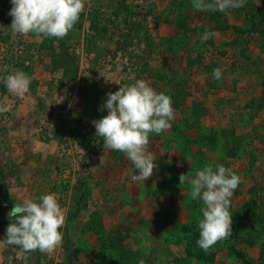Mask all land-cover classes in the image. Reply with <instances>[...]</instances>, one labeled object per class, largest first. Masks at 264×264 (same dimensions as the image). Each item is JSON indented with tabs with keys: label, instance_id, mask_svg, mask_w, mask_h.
<instances>
[{
	"label": "rangeland",
	"instance_id": "obj_1",
	"mask_svg": "<svg viewBox=\"0 0 264 264\" xmlns=\"http://www.w3.org/2000/svg\"><path fill=\"white\" fill-rule=\"evenodd\" d=\"M11 7L0 0V264H110L108 249L95 257V232L120 242L125 264H262L231 236L209 248L210 262L178 236L202 218L190 183L207 164L239 175L233 209L253 200L252 222L264 215V0L226 13L192 0H86L63 38L14 33ZM205 31L214 35L201 42ZM16 70L31 77L23 96L3 80ZM137 79L174 108L171 127L150 134L156 167L144 182L131 180L123 153L104 149L93 123L107 114L106 94ZM49 192L66 217L61 245L49 254L6 244L15 203Z\"/></svg>",
	"mask_w": 264,
	"mask_h": 264
},
{
	"label": "clouds",
	"instance_id": "obj_2",
	"mask_svg": "<svg viewBox=\"0 0 264 264\" xmlns=\"http://www.w3.org/2000/svg\"><path fill=\"white\" fill-rule=\"evenodd\" d=\"M10 2L12 31L21 35L34 33L44 38L65 37L78 22L86 4V0ZM246 3L247 0H192V7L198 11L226 13L229 9L244 7ZM213 35L209 31L203 32L201 42ZM212 78L216 81L222 79L220 68L213 69ZM3 80L7 90L18 96L26 94L31 84V77L23 70L7 74ZM106 96L100 110L107 109V114L93 122L95 134L102 138L104 149L119 151L132 163L133 182H144L156 167V157L148 149L150 134H160L171 127L170 121L174 119L172 98L164 92H157L143 79L121 86ZM185 179V175L180 176L181 183ZM239 183V175L223 164L215 167L207 164L191 179L190 197L202 202L196 244L205 252L232 234L230 198ZM8 216L12 219L3 238L6 244L19 246L24 252L39 249L49 254L61 245L63 233L60 229L66 217L55 193L23 198L15 203Z\"/></svg>",
	"mask_w": 264,
	"mask_h": 264
},
{
	"label": "trees",
	"instance_id": "obj_3",
	"mask_svg": "<svg viewBox=\"0 0 264 264\" xmlns=\"http://www.w3.org/2000/svg\"><path fill=\"white\" fill-rule=\"evenodd\" d=\"M254 18V14L251 15ZM250 16V18H251ZM255 201H246L244 205L239 209H233L230 203V212L232 213V234L231 237L243 241L246 245L250 247H255L259 250L258 258L262 264H264V215L261 216L256 224L252 222L250 217V212L252 207H255ZM254 223V224H253ZM182 236H178V241L182 239L186 242V252L192 254L197 259H205L207 261H213L214 254L213 252H205L203 249L199 248L196 244L197 239L199 238V230L197 228V222H190L181 226ZM101 237V254L95 255L97 259H102L104 250L108 249L111 252L112 258L110 264H125L124 258L126 253H123V248L120 242L114 239H109L103 237L102 233L95 232ZM114 240V241H113ZM110 249V250H109ZM116 249V251H115ZM118 249H122L119 251ZM231 249H233L231 247ZM233 253H238L233 249Z\"/></svg>",
	"mask_w": 264,
	"mask_h": 264
}]
</instances>
